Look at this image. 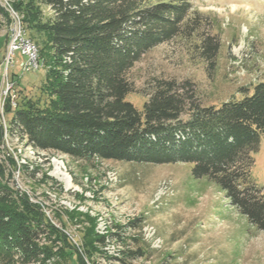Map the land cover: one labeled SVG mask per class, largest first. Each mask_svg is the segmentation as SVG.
I'll list each match as a JSON object with an SVG mask.
<instances>
[{
	"label": "trees",
	"instance_id": "obj_1",
	"mask_svg": "<svg viewBox=\"0 0 264 264\" xmlns=\"http://www.w3.org/2000/svg\"><path fill=\"white\" fill-rule=\"evenodd\" d=\"M12 6L38 47L45 78L43 97L23 95L15 108L7 104V133L37 152L76 160L190 163L194 178L217 184L252 226L264 230V199L249 190L258 189L248 176L264 135V80L240 98L203 104L191 81L156 78L142 110L127 99L135 92L131 69L165 41L194 40L199 58L215 70L220 40L201 33L203 15L190 0H14ZM0 13L13 23L1 4ZM21 201L0 183V264H62L50 261L53 249L42 243L59 232ZM90 222L82 247L92 260L105 255L132 264L143 255L140 247L106 254L107 237L121 239L125 227L101 235Z\"/></svg>",
	"mask_w": 264,
	"mask_h": 264
},
{
	"label": "rangeland",
	"instance_id": "obj_2",
	"mask_svg": "<svg viewBox=\"0 0 264 264\" xmlns=\"http://www.w3.org/2000/svg\"><path fill=\"white\" fill-rule=\"evenodd\" d=\"M13 1L0 4L10 17L20 18ZM190 2L203 15L201 33L220 40L217 66L210 70L192 39L178 37L152 47L130 71L135 92L127 99L139 110L156 78L191 81L203 104L240 98L264 80V0ZM0 25V183L24 200L21 207L29 205L59 232L51 240L43 238L53 249L51 262L121 264L105 255L92 260L84 252L83 232L92 220L99 233L125 227L121 239L108 236L102 249L113 256L140 247L143 255L132 264H264V230L252 226L217 184L207 177L194 178L192 164L76 160L37 152L17 134L7 133L12 117L7 104L15 108L23 95L43 97L45 69L24 71L25 57L16 51L6 71L13 24L0 13ZM253 157L248 176L258 190H249L264 199V135Z\"/></svg>",
	"mask_w": 264,
	"mask_h": 264
},
{
	"label": "built area",
	"instance_id": "obj_3",
	"mask_svg": "<svg viewBox=\"0 0 264 264\" xmlns=\"http://www.w3.org/2000/svg\"><path fill=\"white\" fill-rule=\"evenodd\" d=\"M12 24V37L7 46L6 71L9 69V66L13 64L16 51H19L21 55L25 57V60L21 62V68L24 71H36L42 68L43 61L39 58L38 47L24 34L19 16L13 15ZM108 233L109 232H100L99 234L108 235ZM104 248L106 249L107 247Z\"/></svg>",
	"mask_w": 264,
	"mask_h": 264
}]
</instances>
